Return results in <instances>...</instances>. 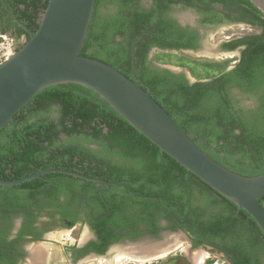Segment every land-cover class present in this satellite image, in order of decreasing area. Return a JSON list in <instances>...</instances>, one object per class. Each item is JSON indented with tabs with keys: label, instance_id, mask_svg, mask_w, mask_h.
<instances>
[{
	"label": "trees",
	"instance_id": "obj_1",
	"mask_svg": "<svg viewBox=\"0 0 264 264\" xmlns=\"http://www.w3.org/2000/svg\"><path fill=\"white\" fill-rule=\"evenodd\" d=\"M48 2L0 0V33L12 29L16 37L29 40ZM208 2L238 3L243 19L262 26L258 34L225 44L231 49L245 44L239 62L229 70L231 59L202 61L172 51L197 46L188 28L169 16L173 5L200 8ZM154 47L159 48L154 60L176 55V63L209 80L190 84L183 73L147 62ZM81 54L131 78L135 60L139 83L151 88V95L194 142L237 173H264V13L250 0H155L150 8L138 0H96ZM235 90L254 104L237 106ZM47 167L74 169L118 184L102 194L105 183L63 172L13 186L0 184V218L25 202H46L40 210L49 207L73 222L89 211L86 220L98 240L86 250L103 253L127 237L182 228L196 247L229 242L239 248L241 264H264V233L252 215L162 151L86 85L47 86L0 128V178L17 179ZM259 202L264 208V196ZM164 219L167 225L162 226ZM15 242L0 237V264H16L22 254Z\"/></svg>",
	"mask_w": 264,
	"mask_h": 264
},
{
	"label": "water",
	"instance_id": "obj_2",
	"mask_svg": "<svg viewBox=\"0 0 264 264\" xmlns=\"http://www.w3.org/2000/svg\"><path fill=\"white\" fill-rule=\"evenodd\" d=\"M250 1L264 13V0ZM95 4L96 0H49L37 31L0 63V128L41 89L68 82L86 85L162 151L248 211L264 233V208L259 202L264 196V173L248 176L222 165L177 124L151 95L150 87L144 88L137 79L103 60L81 54ZM49 172L68 173L108 186L116 184L64 167H47L17 179L0 178V184L18 185ZM182 241H189L182 231H166L162 238L119 243L112 250L117 246H146L139 254L151 261L173 251ZM188 249L205 250L203 246ZM184 263L193 264L188 259Z\"/></svg>",
	"mask_w": 264,
	"mask_h": 264
},
{
	"label": "flooded vegetation",
	"instance_id": "obj_3",
	"mask_svg": "<svg viewBox=\"0 0 264 264\" xmlns=\"http://www.w3.org/2000/svg\"><path fill=\"white\" fill-rule=\"evenodd\" d=\"M139 4H141L144 7L150 8L155 0H138ZM200 8L196 6H188L184 7L183 4L177 3L173 5L172 10L169 12V16L173 17L177 20V22L184 28H188L186 30L190 37H194L197 42L196 48H182L179 50L173 49V52H176L180 55H184L187 57H192L196 60H220L216 59L214 56H200L196 55L194 57L193 54H197L200 51H203L207 48L205 43V37L212 33L216 28L220 26H238V31H234L228 34L221 35V41L220 43L215 46L211 47L209 51H211V54L213 55H222L220 56L222 59H231V62L227 68V70L233 68L236 66V64L239 62L242 50L245 48V44H240L236 48H229L226 47L225 44L227 42H231L233 40L241 39L247 35L250 34H258L262 31V26L252 24L251 22L243 19V14L245 13L242 6H240L238 3H230L229 5H224L222 3H204L199 5ZM1 9V8H0ZM182 11H188L195 16L194 22L186 21L182 22V18H180ZM191 16L190 14H188ZM189 16L185 15L183 16V19H188ZM214 18L217 19V21H214ZM9 31H12L10 29ZM20 38V37H19ZM117 39H120L118 36ZM27 38L25 35H22L19 42H16L15 46L16 48L20 47L23 42H26ZM159 51V48H152L146 58L147 62H152L158 66H161L163 68H169L166 67V65H163L162 63L157 62L153 59L154 53ZM169 51V50H168ZM191 55V56H190ZM133 77L137 79L138 81H141V78L138 76L137 67L135 66V60H133ZM182 70L177 69L174 70L172 68H169L173 70L176 73H183L187 80L190 82V84H193L197 81H204L209 80L207 77H198L194 75L190 68L181 67ZM187 71L189 72L190 76L187 74ZM235 95L237 96V106H246L250 107L254 104V101L247 98V95L241 94L238 90H235ZM118 184V182H115ZM112 185V184H111ZM110 186H108L107 189L102 191V194L108 193ZM109 194H113L110 192ZM112 197V196H111ZM62 200H64V196L61 197ZM113 198V197H112ZM87 197L84 196L82 201L86 200ZM115 199V198H114ZM116 200V199H115ZM40 204V203H39ZM42 205L36 206L33 205L30 202H25L21 205V207L18 208V210L14 209L8 216L6 215V212L3 213L4 217L0 218V237L4 236L7 240L15 239V244L18 245V253L22 254L18 257L16 264H28L29 259L33 252H31V247L43 243L44 245L47 242L48 234L63 228H70L75 227L78 224H87L89 227V232L87 233L85 239L83 241H80L77 244H73L72 246L68 247L67 250H65V254L68 257L66 260H64V264H80L85 262V259H89L91 257H102L103 255H107L108 257H112L113 255L118 252L117 249L112 250L111 252H108L109 249H112V247L119 243H126L128 241H140L145 240L148 237L153 238H162L164 232L166 231H182L189 241H182L183 244L180 243V246L175 248L173 251L169 252L168 254L162 256L163 258L166 257L167 261L164 264H186L184 263L185 260H189L193 264H197L196 260L191 258L188 252V247H195L193 240L191 238V235L183 230L182 228L178 229H170V228H163L158 235L152 234V233H146L143 235H140L135 238L127 237L122 240H118L115 242H112L108 249L105 252H99L95 248H89L88 247L92 244L93 241L98 240V236L95 232V230L92 228V224L88 222L86 219L88 218L86 214L89 213V211H86L82 213V218L77 221L73 222L69 218H62L61 214L54 213L53 209H50L49 207L42 208L43 210H40V207L47 204L46 202H42ZM88 209V208H86ZM84 211V210H83ZM90 214V213H89ZM3 220V221H2ZM160 225L165 226L167 225V221L160 220ZM230 245L231 247H228L225 249L226 245ZM203 246L204 252L206 255L202 258L201 264H212V262H209V260L214 259L215 257H221L226 262V264H241V257L239 255V248L235 247L233 244H230L229 242H221L220 245H214V244H201L197 247ZM122 247V246H121ZM183 247V249H182ZM54 249L51 250V255H45L43 259V253H39V256L41 257V260L43 259V264H57L55 259V253ZM137 253V254H136ZM131 252L130 254L125 252V255H130V260L132 264H152L153 260L151 261H141L137 258L142 259L140 257L139 252ZM134 254V255H133ZM161 256L158 258H162ZM47 258V259H46ZM157 259V258H156ZM141 261V262H140ZM143 262V263H142ZM198 263V264H200Z\"/></svg>",
	"mask_w": 264,
	"mask_h": 264
},
{
	"label": "rangeland",
	"instance_id": "obj_4",
	"mask_svg": "<svg viewBox=\"0 0 264 264\" xmlns=\"http://www.w3.org/2000/svg\"><path fill=\"white\" fill-rule=\"evenodd\" d=\"M188 14H190L191 16H189ZM185 15L190 17L189 20L183 19V16H185ZM193 16H195V15L188 12V11H182L180 18H182L181 19L182 22H186V21L194 22L195 20L193 19L194 18ZM238 29H239L238 26H232V27L220 26V27L216 28L212 33H209L205 37V43H206L205 48H207V49L200 51L197 54L196 53L193 54L194 57L196 55L214 56V57H216V59L221 60L222 58L220 56H222V55L211 54V51H209L210 48L215 47L220 43L221 35L228 34V33L234 32V31H238ZM1 35H4V36H1ZM20 38L13 35L11 33V31H8L5 34L0 33V42H4L6 45L16 44V42L20 41ZM24 43L25 42H23V44ZM190 58H192V57H190ZM176 60H177L176 55H172V56L166 55V56H163V60L159 61V63H162L163 65H166V66H169L170 68H172L174 70H177V69L182 70V68L178 67V66H180V64L176 63ZM181 67L189 68L188 66H181ZM187 74L190 76L188 71H187ZM89 230L90 229H89L87 224H78L75 227L58 229V230H55V231L49 233L48 239H47L48 244H45V246H47V248H48V255L50 256L51 250L54 249L53 253H55V259H56L55 263L64 264L63 261L68 258L65 254V250H67L68 247L72 246L73 244H77L80 241H83L85 239L87 233L89 232ZM181 244H183V243L181 242ZM182 249H183V247H182ZM111 251H112V249H109L108 252H111ZM189 253L198 254L199 252L195 251V252H189ZM130 258L131 257H128V255L127 256L125 255L124 259L122 258L120 260H117V258L114 255L112 257H108L107 255H103L102 257H98V258L91 257L89 259H85V262L80 263V264H132ZM109 260H112V261L109 262ZM152 260H153L152 264H164L167 261V258L162 257L161 259L157 258V259H152ZM209 262H212V264H226V262L221 257H215L214 259L209 260ZM201 263H203V262H201ZM28 264H30V259H29ZM138 264H140V263H138Z\"/></svg>",
	"mask_w": 264,
	"mask_h": 264
},
{
	"label": "bare ground",
	"instance_id": "obj_5",
	"mask_svg": "<svg viewBox=\"0 0 264 264\" xmlns=\"http://www.w3.org/2000/svg\"><path fill=\"white\" fill-rule=\"evenodd\" d=\"M144 248H146V246H122V247L121 246H117L114 249H117L118 252H116V254L114 256L117 258V260H120L122 258L124 259L125 252L126 251H129L130 250L131 252H134V253H136V252L142 253V251L144 250ZM31 252H33V254L30 257V264H43L44 256L45 255H48V248H47V246H45L43 244H41V245L38 244V245H35V246H33L31 248ZM198 252H199L198 254L190 253V255L192 256V258L194 260H196V262L199 261V260H201L204 257V255H206L205 252H203V251H198ZM39 253H41V254L43 253L44 254L42 260H41V257L39 256ZM128 257H130V255H128ZM137 259H139L141 261H148V260L140 259V258H137ZM111 261L112 260H109V262H111Z\"/></svg>",
	"mask_w": 264,
	"mask_h": 264
},
{
	"label": "built area",
	"instance_id": "obj_6",
	"mask_svg": "<svg viewBox=\"0 0 264 264\" xmlns=\"http://www.w3.org/2000/svg\"><path fill=\"white\" fill-rule=\"evenodd\" d=\"M17 49L15 44L6 45L4 42H0V63L7 59Z\"/></svg>",
	"mask_w": 264,
	"mask_h": 264
},
{
	"label": "clouds",
	"instance_id": "obj_7",
	"mask_svg": "<svg viewBox=\"0 0 264 264\" xmlns=\"http://www.w3.org/2000/svg\"><path fill=\"white\" fill-rule=\"evenodd\" d=\"M20 47H21V46H20ZM20 47H18V49H19Z\"/></svg>",
	"mask_w": 264,
	"mask_h": 264
}]
</instances>
